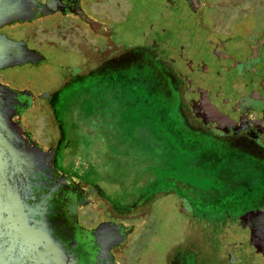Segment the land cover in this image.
<instances>
[{
  "label": "flooded vegetation",
  "instance_id": "flooded-vegetation-1",
  "mask_svg": "<svg viewBox=\"0 0 264 264\" xmlns=\"http://www.w3.org/2000/svg\"><path fill=\"white\" fill-rule=\"evenodd\" d=\"M16 3L15 17L0 24V40L14 45L5 53L7 65L0 66V73L25 66L35 73L33 78L21 73L9 80L1 75L5 89L1 97L9 101L24 139L21 144L34 153L23 202L35 227L46 230L54 243L57 264L138 263L137 253H132L138 196L117 210L100 196L101 180L92 167L80 175L60 163L66 132L54 104L70 87L68 99L82 96L108 116L124 111L133 115L129 105L140 101L147 105L155 100L161 105L159 114H169L170 105L174 107L180 137L193 138L195 147L201 141L209 150L179 151L177 184L172 181V188L156 190L151 197L172 198L185 225H193L197 248L204 247L202 240L207 238L196 223L213 222L216 213L222 214L218 218L222 221H215L224 223L226 231L218 238L210 263L264 264V44L249 57L264 32V18L254 10L243 13L244 21L234 28L225 23L219 29L224 35H219L200 24L202 11L212 26L216 12L223 16L229 9L219 0ZM239 14L224 16L231 23ZM261 23L250 39L244 37L251 26ZM26 113L44 118L41 134L23 122ZM141 116L152 122L154 113ZM145 127L139 124L136 130L147 132L154 124ZM148 139L147 146L156 147L151 162H168L171 144L164 138ZM207 162L214 166L219 162L221 167L202 172ZM167 166L161 164L162 169ZM176 257L173 264H182V257Z\"/></svg>",
  "mask_w": 264,
  "mask_h": 264
},
{
  "label": "rangeland",
  "instance_id": "rangeland-1",
  "mask_svg": "<svg viewBox=\"0 0 264 264\" xmlns=\"http://www.w3.org/2000/svg\"><path fill=\"white\" fill-rule=\"evenodd\" d=\"M219 5L229 7L228 10L224 11V14L228 16H232L234 13L241 14L230 23L228 17L216 12V20L210 26L212 20H208L209 17L208 19L202 17V11L200 24L213 34L224 35L219 33V29H222L225 23H229L230 27H236L235 23L247 18L242 15L243 13L254 10V13L257 12L264 18V0H219ZM234 5H237V8H232ZM107 8H110V3H108ZM111 10L112 14L116 13L115 9ZM214 10L216 11V9ZM219 12H223V10ZM262 25L263 23L251 26L249 35L245 34L244 37L250 39L256 30L263 27ZM40 67L44 69L46 65ZM52 72L54 71L52 70ZM21 73L32 75L33 78L35 71L26 66L8 69L0 73V79H2L1 75L6 76L9 80L12 76L22 75ZM71 89L70 87L62 90L61 96L54 104L57 120L61 124L63 132H66L62 136V140L66 143L59 149L60 151L64 149L65 152V156L60 154V163L63 161L66 168H72L80 175H83L88 167H92L101 180L98 185L101 190L100 196L109 206L115 205L117 210H123L125 203L132 202L134 195L138 196L134 212H138L139 218L135 222L136 230L132 235V253H137V264H173L174 257L177 256L176 258H178V255L179 258L182 257V264H201L204 262L214 264L210 263L211 252L215 246L219 247L218 238L224 236L222 233L226 231L222 227L224 223L216 224L217 221H222L218 219L222 214L216 213L213 222L205 219L204 222L196 223L208 240L206 242L202 240L204 247L197 248L193 243L197 237L195 229L193 225H185L181 219L182 216L178 213V208L176 209L172 204V198L168 196L157 199L155 196L151 197L156 190L172 188V181L177 184L179 151L184 149L193 152L209 150L207 145L201 141H196L198 145L195 147L191 144L193 138L187 140V136L180 137V127H178L180 120L178 121V113L171 105L169 109L167 108L169 114L163 111L162 114L164 115H162L159 114L161 105H158L155 100L147 105H142L140 101L129 105L128 109L134 113L133 115L124 111L125 113L120 112L117 113L118 115L108 116V113L98 110L95 102L82 96L76 99H68V92ZM168 102L171 104L170 100ZM149 113H154L152 122H147L149 119L141 116ZM35 116L26 113L22 119L29 128H34L35 134H41L44 118L40 115ZM32 118H34L33 121ZM146 118H150V116ZM47 119L49 121H47V125L51 128L53 123H50V117ZM151 123L154 124V131L147 129V132H140L139 129L136 130L139 124H142V128L145 129V126L151 125ZM144 135L145 139L149 138L147 140L149 142L156 137L158 140L164 138L171 144L168 162L164 159L158 161V165L151 162V157L154 158L156 155L154 153L156 147L154 145L148 147ZM150 135H154V138ZM159 151L162 153L163 148ZM161 164H169V166L162 169ZM217 166L221 167L219 162L215 166L211 162H207L201 171L210 172L209 169H214ZM92 168L89 170L91 171ZM256 170L255 168L254 171ZM203 177L205 178V174ZM207 183L211 184V180ZM212 184L216 185L215 181ZM236 186L242 188L240 183ZM127 254L133 260L134 257L131 256L130 250Z\"/></svg>",
  "mask_w": 264,
  "mask_h": 264
},
{
  "label": "water",
  "instance_id": "water-1",
  "mask_svg": "<svg viewBox=\"0 0 264 264\" xmlns=\"http://www.w3.org/2000/svg\"><path fill=\"white\" fill-rule=\"evenodd\" d=\"M16 2L0 0V24L15 17ZM263 44L264 32L256 39L249 57L256 56ZM13 46L10 41L0 40V66L7 65L5 53ZM3 90L0 86V264H57L54 243L46 230L35 227L23 202L35 156L21 144L24 139L12 119L9 101L1 97ZM30 148L37 151L34 145Z\"/></svg>",
  "mask_w": 264,
  "mask_h": 264
},
{
  "label": "trees",
  "instance_id": "trees-1",
  "mask_svg": "<svg viewBox=\"0 0 264 264\" xmlns=\"http://www.w3.org/2000/svg\"><path fill=\"white\" fill-rule=\"evenodd\" d=\"M155 121H157V120H155Z\"/></svg>",
  "mask_w": 264,
  "mask_h": 264
}]
</instances>
